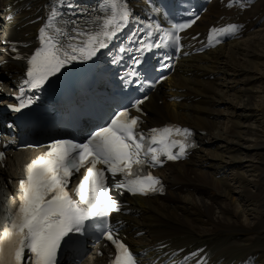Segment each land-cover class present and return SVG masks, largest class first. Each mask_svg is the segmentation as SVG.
<instances>
[{
    "label": "bare ground",
    "instance_id": "6f19581e",
    "mask_svg": "<svg viewBox=\"0 0 264 264\" xmlns=\"http://www.w3.org/2000/svg\"><path fill=\"white\" fill-rule=\"evenodd\" d=\"M50 1L0 0V35L32 38ZM222 15L245 23L242 36L182 59L180 70L164 85L166 98L182 100L149 105L152 123L174 119L188 124L196 129L200 147L188 160L163 169L165 196L137 204L144 221L130 218L135 213L131 202L132 212L122 218H130L127 228L147 229L142 246L165 239L188 251L194 241H204L213 264H264V0L241 15L213 1L191 34L203 32ZM7 50L0 42V72L19 73L20 62ZM7 80L16 86L13 74ZM242 160L251 166L250 173L248 167L241 170ZM11 203L2 199L0 206ZM84 264L99 262L88 258Z\"/></svg>",
    "mask_w": 264,
    "mask_h": 264
},
{
    "label": "snow or ice",
    "instance_id": "6c2138e0",
    "mask_svg": "<svg viewBox=\"0 0 264 264\" xmlns=\"http://www.w3.org/2000/svg\"><path fill=\"white\" fill-rule=\"evenodd\" d=\"M64 8L76 16L79 4L75 0H60L59 5L50 6L46 22L39 28L40 47L27 58L26 78L16 96L19 103L8 105L14 112H21L38 99L35 95H27L24 86L40 90L66 65L77 60H91L101 49L108 47L134 16L127 0H102L99 8L103 14L92 17L94 26L85 30L79 19L65 15ZM88 22L84 21L85 24ZM164 23L168 26L162 27L152 21L139 29L146 39L133 41L139 47L136 48L137 55L131 57L128 70L121 76L126 87L137 84L143 91L144 85L148 84L146 73L170 67L165 63L171 58L167 53L160 58L159 69L145 63V53L170 46H175L174 51L178 52L182 47L179 33L195 20L182 23L167 20ZM239 27L236 24L219 29L214 27L211 33L218 37L235 34ZM137 35L134 32L129 40ZM112 63L118 61L113 59ZM163 79L165 77L161 76L160 80ZM147 99L145 95L132 106L140 112V106ZM140 124V116H132L127 108H122L110 118V123L92 131L82 143L53 140L46 152L27 164L26 176L19 181L18 207L12 220L6 221L0 231V264H57V253L62 246L71 245L77 236L84 235L92 227H98L115 246L111 264H138L136 256L108 224L109 215L122 209L110 195L106 173L113 178L121 176L122 179L113 186L133 195L163 191L160 179L146 172L145 166L161 165V157L165 156L168 160H176L186 154L188 147L194 146L189 144L192 132L188 128L166 125L145 133L140 131ZM3 156L0 153V159ZM81 168H86V175L76 185L74 191L78 198L74 199L67 189L73 174Z\"/></svg>",
    "mask_w": 264,
    "mask_h": 264
},
{
    "label": "rangeland",
    "instance_id": "374dc122",
    "mask_svg": "<svg viewBox=\"0 0 264 264\" xmlns=\"http://www.w3.org/2000/svg\"><path fill=\"white\" fill-rule=\"evenodd\" d=\"M224 121V120H223ZM243 151H244V149H243ZM243 151H242V153H243ZM242 153H241V158L243 159V157L245 156V155H242ZM250 155H251V153H250ZM249 161V160H248ZM251 163H252V160L250 161ZM245 163V161L244 160H242V163L240 164L241 165V170L243 171V172H245V170H244V166L245 167H248V169L246 170L248 173H250V168H251V166H249V165H247V164H244ZM249 163V162H248ZM237 206V205H236Z\"/></svg>",
    "mask_w": 264,
    "mask_h": 264
}]
</instances>
